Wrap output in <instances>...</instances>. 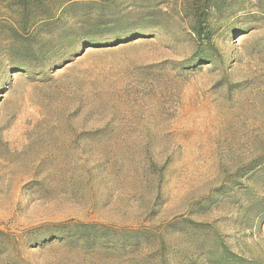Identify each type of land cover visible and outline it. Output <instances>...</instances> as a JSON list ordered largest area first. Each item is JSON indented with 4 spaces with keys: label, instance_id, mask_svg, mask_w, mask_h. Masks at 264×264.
<instances>
[{
    "label": "rangeland",
    "instance_id": "rangeland-1",
    "mask_svg": "<svg viewBox=\"0 0 264 264\" xmlns=\"http://www.w3.org/2000/svg\"><path fill=\"white\" fill-rule=\"evenodd\" d=\"M12 1L0 264H264V9L197 35L191 0H116L17 37ZM98 16L120 40L63 38Z\"/></svg>",
    "mask_w": 264,
    "mask_h": 264
},
{
    "label": "trees",
    "instance_id": "trees-1",
    "mask_svg": "<svg viewBox=\"0 0 264 264\" xmlns=\"http://www.w3.org/2000/svg\"><path fill=\"white\" fill-rule=\"evenodd\" d=\"M115 1L116 0H13L10 5L14 6L18 10L21 15V19H16V23V21H14V17L11 18L10 21L13 22L11 28L17 37H19L24 31L27 32L36 28L40 29L61 20L62 17L70 13L74 7L84 6L104 10L109 5L115 3ZM253 2L255 3L254 6L264 9V0H253ZM190 5L191 13L197 21V25L194 27L197 35H201L203 32V22H205L206 32L208 30L206 26L209 25V21L213 17L221 16L226 11L238 13L247 9V6H249L247 0H191ZM102 18V16H98V18L92 17L91 19L82 18V24L78 27L79 33L75 34V32L67 30L63 34V38L68 40L72 37L74 41L81 40L86 44L95 45L120 40L116 34L108 37H106L105 34L110 30H116L118 28L119 25L117 21ZM123 38L131 37L125 35ZM83 227L87 228L90 226L83 225ZM219 264L260 263L246 260L245 258L229 251L227 248H224Z\"/></svg>",
    "mask_w": 264,
    "mask_h": 264
}]
</instances>
